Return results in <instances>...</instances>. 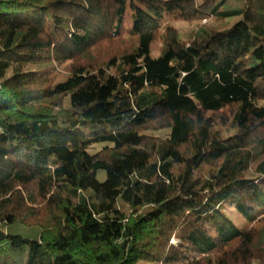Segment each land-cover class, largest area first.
Here are the masks:
<instances>
[{
	"label": "trees",
	"instance_id": "1",
	"mask_svg": "<svg viewBox=\"0 0 264 264\" xmlns=\"http://www.w3.org/2000/svg\"><path fill=\"white\" fill-rule=\"evenodd\" d=\"M0 264H264V0H0Z\"/></svg>",
	"mask_w": 264,
	"mask_h": 264
},
{
	"label": "rangeland",
	"instance_id": "2",
	"mask_svg": "<svg viewBox=\"0 0 264 264\" xmlns=\"http://www.w3.org/2000/svg\"><path fill=\"white\" fill-rule=\"evenodd\" d=\"M128 24V22H127ZM175 27L180 31L181 35L186 37L190 35L191 30H193L196 25L195 23L193 24H189L186 22H178L175 24ZM158 48L159 45H154L152 47V55L153 56H157L158 55ZM98 179L100 181H103L105 179V173L102 172L99 174ZM6 232L8 234H13V235H21L24 238H28V239H39L40 237V228L39 227H33V228H29L26 227L24 225H19V224H15V225H10L6 228Z\"/></svg>",
	"mask_w": 264,
	"mask_h": 264
}]
</instances>
